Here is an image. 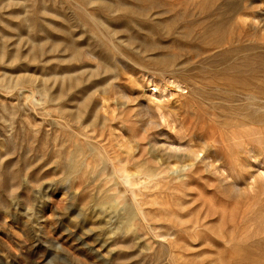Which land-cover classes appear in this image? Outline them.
Here are the masks:
<instances>
[{"label":"rangeland","instance_id":"obj_1","mask_svg":"<svg viewBox=\"0 0 264 264\" xmlns=\"http://www.w3.org/2000/svg\"><path fill=\"white\" fill-rule=\"evenodd\" d=\"M143 1L0 0V264H264V0Z\"/></svg>","mask_w":264,"mask_h":264},{"label":"bare ground","instance_id":"obj_2","mask_svg":"<svg viewBox=\"0 0 264 264\" xmlns=\"http://www.w3.org/2000/svg\"><path fill=\"white\" fill-rule=\"evenodd\" d=\"M146 1V0H145ZM145 1H143V2H145ZM77 3V2H76ZM81 4V3H80ZM145 4V3H144ZM79 5V4H78ZM84 5V4H83ZM82 5V6H83ZM150 5H152V4H150ZM81 6V7H82ZM147 6V5H146ZM74 8V7H73ZM86 8V7H85ZM76 9V8H75ZM84 10L85 9H83V12L82 13H85L84 12ZM88 10V9H87ZM80 11V10H79ZM86 11V10H85ZM87 13V12H86ZM88 14V13H87ZM87 14H86V16H87ZM63 16V15H62ZM95 16V15H94ZM88 17H89V15H88ZM90 18V20H92L91 18L92 17H89ZM93 22H94V17H93ZM78 23V22H77ZM93 24H96V23H93ZM98 24V23H97ZM103 24V23H102ZM84 25V24H83ZM62 27V26H61ZM98 27V26H97ZM104 27V26H103ZM102 27V28H103ZM99 28V27H98ZM68 30V29H67ZM103 30H104V28H103ZM107 35V34H106ZM132 37V36H131ZM106 38V37H105ZM108 40V39H107ZM112 40H114L113 38H112ZM110 41V40H109ZM108 41V42H109ZM151 41V40H150ZM146 42V41H145ZM147 42H149V41H147ZM157 42V41H156ZM115 44V43H114ZM117 44V43H116ZM157 45H158V43H156ZM161 44V43H160ZM80 45V44H79ZM138 46H139V44H137ZM110 46H114V45H110ZM117 46V45H116ZM119 46V45H118ZM123 46V45H122ZM152 46V45H151ZM121 47V46H120ZM134 48V47H133ZM136 48V47H135ZM111 49V48H110ZM110 49L109 50H107V51H110ZM115 49H118V48H115ZM120 49H124V48H120ZM119 50V49H118ZM117 50V52L118 53H120L119 51ZM131 51H133V50H131ZM106 52V51H105ZM116 52V51H115ZM116 52V53H117ZM124 53H125V51H123ZM123 52H121V53H123ZM129 52V51H128ZM92 54V53H91ZM161 54V53H160ZM88 55V54H87ZM119 55H121V54H119ZM125 56H126V54H124ZM123 55V56H124ZM150 55V54H149ZM116 56V55H115ZM124 56V57H125ZM145 56H147V55H145ZM244 56V55H243ZM113 57H114V55H113ZM121 57H122V55H121ZM233 57V56H232ZM128 59L130 58V57H127ZM127 58H125V59H127ZM140 58H142V57H140ZM114 59V58H113ZM116 59V58H115ZM127 59V60H128ZM132 59V58H131ZM137 59H139V58H137ZM233 59H235V58H233ZM120 60V59H119ZM130 60V59H129ZM136 60V59H135ZM139 60H141V59H139ZM139 60H136V61H138V62H140L141 63V61H139ZM252 60V59H251ZM146 61V60H145ZM234 61V60H233ZM116 62V61H115ZM132 62V61H131ZM227 62V61H226ZM231 62V61H230ZM245 62V61H244ZM107 64H108V62H106ZM133 63H134V61H133ZM232 63V62H231ZM116 64V63H115ZM119 64V63H118ZM121 64V63H120ZM135 64V63H134ZM235 64V63H234ZM112 65H113V63H112ZM122 65V64H121ZM132 65V64H131ZM143 65V64H142ZM146 65V64H145ZM137 66V65H136ZM147 66V65H146ZM115 67V66H114ZM138 67V66H137ZM139 67H141L140 65H139ZM142 68H145V67H142ZM136 69V68H135ZM148 68H146V70H147ZM174 69V68H173ZM119 70V69H118ZM127 70H129V67H128V69ZM139 70H140V68H139ZM151 70H154V69H151ZM150 70V71H151ZM157 70V69H156ZM169 70V69H168ZM171 70V69H170ZM170 70L168 71V73H171L172 72V70H171V72H170ZM180 70V69H179ZM241 70V69H240ZM120 71V70H119ZM133 72V71H132ZM141 72V71H140ZM140 72H139V74H140ZM145 72V71H144ZM147 72V71H146ZM145 72V73H146ZM152 72V71H151ZM158 73H159V71H157ZM166 72V71H165ZM184 72V71H183ZM134 73V72H133ZM150 73V72H149ZM154 72H152L151 74H153ZM160 73H162V72H160ZM164 73V72H163ZM167 73V72H166ZM173 73V72H172ZM171 73V74H172ZM185 73V72H184ZM116 74V73H115ZM142 74V73H141ZM147 74V73H146ZM154 74H156V73H154ZM165 74V73H164ZM132 75V74H131ZM148 75V74H147ZM157 75V74H156ZM155 75V76H156ZM176 75V74H175ZM137 76V75H136ZM141 77H140V79L141 78H143V76L142 75H140ZM144 76L145 77H147L145 74H144ZM154 76V75H153ZM154 76V77H155ZM158 76H160V75H158ZM162 76V75H161ZM250 76V75H249ZM112 77V76H111ZM134 77V76H133ZM139 77V76H138ZM145 77H144V79H145ZM172 77V79L174 78V76L172 75L171 76ZM152 77H150V79H151ZM161 78H163V76L161 77ZM178 77H176V79H177ZM243 78H245V77H243ZM158 79V78H157ZM247 79V78H246ZM108 80V79H107ZM138 81H139V79H137ZM153 80V79H152ZM159 80V79H158ZM95 81V80H94ZM145 81H147L146 79H145ZM149 81H151V80H149ZM157 81V80H156ZM162 81V80H161ZM161 81L159 82L160 84H162L161 83ZM176 80H173V82H175ZM229 81V80H228ZM133 82V81H132ZM148 82V81H147ZM146 82V83H147ZM154 81H151V83L149 84V83H147V84H149V86H152V93H151V95H153V93L155 92V91H157V90H160L161 88H160V86H158V84H155V83H153ZM200 83V82H199ZM230 83V82H229ZM234 83H235V81H234ZM194 84V83H193ZM224 85H225V83H223ZM236 84V83H235ZM251 85V84H250ZM253 85V84H252ZM195 86V85H194ZM218 86V85H217ZM236 86V85H235ZM262 86V85H261ZM199 87V86H198ZM209 87H210V85H209ZM213 87V86H212ZM231 87V86H230ZM92 88H93V86H92ZM186 88H188V87H186ZM200 88V87H199ZM247 88V87H246ZM245 88V89H246ZM150 89V88H149ZM164 88L162 87V90H163ZM191 89H193V88H191ZM190 89V90H191ZM202 89H204V88H202ZM217 89V88H216ZM243 89V88H242ZM244 89V90H245ZM250 89V88H249ZM256 89V88H255ZM261 89V88H260ZM89 90H91V88L89 89ZM166 90H169V91H173V92H176V93H179V90L180 91H183V88H182V86L176 81V83H168V85H165V90H163V91H159L160 92V94L163 92H165ZM188 90V89H187ZM195 90V89H194ZM201 90V89H200ZM211 90V89H210ZM215 90V89H214ZM225 90V89H224ZM227 90V89H226ZM169 91H167L168 92V94H169ZM184 91H186V90H184ZM189 91V90H188ZM215 91H217V90H215ZM220 91V90H219ZM262 91V90H261ZM97 92H99L98 90H97ZM96 92V94H99V93H97ZM192 92V91H191ZM202 92V91H201ZM201 92H198V93H200L201 94ZM207 92V91H206ZM244 92V91H243ZM163 93L161 94V96H160V98L159 97H157V94H155V96H156V98L158 99H161V97H162V95H163ZM193 93V92H192ZM220 93H223L222 91L220 92ZM168 94H166V95H168ZM181 94V93H180ZM199 94V95H200ZM224 94V93H223ZM228 94V93H227ZM261 94V93H260ZM48 95V94H47ZM178 95V94H177ZM183 95V94H182ZM198 94H197V96H199ZM225 95V94H224ZM242 95V94H241ZM49 96V95H48ZM170 96V95H169ZM228 96V95H227ZM244 96V95H243ZM149 97H150V95H149ZM154 97V96H153ZM247 97H248V95H247ZM148 98V97H147ZM152 98V97H151ZM163 98H164V96H163ZM163 98H162V100H163ZM211 98H213L214 99V97H211ZM249 98V97H248ZM87 99H89V98H87ZM245 99V98H244ZM51 100V99H50ZM215 100V99H214ZM251 100V99H250ZM256 100V99H255ZM153 101V100H152ZM216 101V100H215ZM218 99H217V102L216 103H218ZM222 100H220L219 102H221ZM233 101V100H232ZM245 101V100H244ZM248 101H249V99H248ZM252 101V100H251ZM257 101H259L258 99H257ZM155 102V101H154ZM204 102H206V101H204ZM223 102V101H222ZM224 102H225V100H224ZM234 102V101H233ZM232 102V103H233ZM246 102V101H245ZM261 102V101H260ZM105 103V102H104ZM108 103V102H107ZM209 103V102H208ZM231 103V102H230ZM255 103V102H254ZM145 105H146V103H144ZM143 104V105H144ZM156 104H157V102H156ZM160 104H161V102H160ZM225 104V103H224ZM241 104V103H240ZM233 105H235V104H233ZM249 105V104H248ZM261 105H263V104H261ZM90 106V105H89ZM104 106V105H103ZM107 106V105H106ZM156 106V105H155ZM154 106V107H155ZM239 106V105H238ZM241 106H242V104H241ZM240 106V107H241ZM247 106V105H246ZM258 106V105H257ZM260 106V105H259ZM105 107V106H104ZM144 107V106H143ZM171 107V106H170ZM239 107V108H240ZM252 108L253 110L255 109L254 107H256V106H254V107H252L251 105L249 106V108ZM101 108H102V106H101ZM110 108V107H109ZM145 108V110L147 111L148 109H147V106H145L144 107ZM159 108H161V107H159ZM175 108V107H174ZM232 108V107H231ZM248 108V107H247ZM135 109V108H134ZM234 109V108H233ZM112 110V109H111ZM110 109L108 110V111H111ZM143 110V109H142ZM157 110L158 111H160L158 108H157ZM168 110V109H167ZM166 110V111H167ZM239 110V109H238ZM250 110V109H249ZM263 110V109H262ZM170 111V110H169ZM234 111V110H233ZM246 111V110H245ZM247 111H248V109H247ZM264 111V110H263ZM134 112V111H133ZM250 112V111H249ZM258 112V110L256 111V113ZM120 113V112H119ZM159 113H162V114H164L165 116L167 115V114H165L164 112H163V110H162V112H159ZM167 113L169 114V112L167 111ZM255 113V111L253 112V114ZM263 113V112H262ZM117 114V113H116ZM158 114V113H157ZM176 114V113H175ZM235 114V113H234ZM90 115V114H89ZM88 115V116H89ZM143 115V114H142ZM159 115V114H158ZM170 115H172V114H169V116L168 117H171V118H168V123H170L171 125L172 124H174V123H172V122H174V120H172L171 122H170V119H173V117L172 116H170ZM85 116V115H84ZM152 116H153V114H152ZM162 116V115H161ZM160 116V117H161ZM164 116V117H165ZM234 116H236V115H234ZM234 116H233V118H234ZM244 115H242L241 117H243ZM254 116V115H253ZM159 117V118H160ZM163 117V118H164ZM167 117V116H166ZM232 117V116H231ZM155 118V117H154ZM235 118H237V116L235 117ZM234 118V119H235ZM86 119V118H85ZM123 119V118H122ZM166 120H167V118H165ZM255 120V119H254ZM257 120V119H256ZM80 121H83V118H82V120H80ZM85 121V120H84ZM119 121V120H118ZM152 121V120H151ZM156 121V120H155ZM150 122V121H149ZM153 122V121H152ZM157 122V121H156ZM164 122H165V120H164ZM164 122H162V125L161 126H163L164 125ZM83 123V122H82ZM115 123V122H114ZM151 123V122H150ZM149 123V124H150ZM158 123V122H157ZM160 123H161V120H160ZM166 123V122H165ZM176 123V122H175ZM79 125H80V123H79ZM117 125V124H116ZM157 125V124H156ZM160 125V124H159ZM167 125V124H166ZM174 125H176V124H174ZM168 126H170L169 124H168ZM112 127V126H111ZM171 127V126H170ZM174 127V126H173ZM173 127H171L170 129H172L171 131H173ZM163 128H164V126H163ZM166 128V127H165ZM167 128H169V127H167ZM92 129V128H91ZM90 128H89V130H91ZM175 129H176V126H175V128H174V131H173V133L175 132ZM89 130H87V131H89ZM93 130V129H92ZM177 130V129H176ZM79 131V130H78ZM121 131H123V130H121ZM177 132V131H176ZM175 132V133H176ZM118 133V132H117ZM121 133H123V132H121ZM160 133V132H159ZM166 133H167V131H166ZM172 133V132H171ZM83 134V133H82ZM115 134V133H114ZM99 135V134H98ZM123 135H125V134H123ZM169 135V134H168ZM171 135V134H170ZM85 136V135H84ZM93 136V135H92ZM116 136V135H115ZM84 138V137H83ZM86 138V137H85ZM95 138V137H94ZM169 138V137H168ZM172 138V137H171ZM86 139H88V137L86 138ZM155 139V138H154ZM170 139V138H169ZM117 140V139H116ZM170 140H172V139H170ZM170 140H164L163 142H164V149L166 148L167 150H168V152L171 154V153H176V152H179V150L181 149V144H180V142L179 143H175V142H173V141H170ZM93 141V140H92ZM98 141V140H97ZM207 141V140H206ZM156 142V141H155ZM159 142V141H158ZM143 144V143H142ZM100 145V144H99ZM98 146V145H97ZM204 147H206V145L204 144ZM204 147H203V151H206V150H204ZM107 148V147H106ZM214 149H216V148H214ZM79 150V149H78ZM112 150V149H111ZM80 151V150H79ZM110 151V150H109ZM153 151V150H152ZM198 151V150H197ZM210 151V150H209ZM103 152H104V150H103ZM102 152V153H103ZM139 152V151H138ZM202 152V151H201ZM200 152V153H201ZM218 152V151H217ZM100 153V152H99ZM140 153V152H139ZM199 154V153H198ZM146 154H144V153H140V155L138 154V157H139V159L140 160H145L146 159V156H145ZM149 155H151V154H149ZM114 156V155H113ZM199 156V155H198ZM197 156V157H198ZM200 156H201V154H200ZM214 156V155H213ZM109 157V156H108ZM132 157V156H131ZM130 157V158H131ZM155 158H157V157H149V159H147V160H154ZM193 158V157H192ZM200 158V157H199ZM198 158V159H199ZM109 159V158H108ZM201 159V158H200ZM166 160H168V159H166ZM212 160V159H211ZM208 161V160H207ZM215 161V160H214ZM165 162V161H164ZM185 162V161H184ZM195 162H196V160H195ZM216 162V161H215ZM117 163H119V162H117ZM129 163V162H128ZM167 163V162H166ZM80 165V164H79ZM110 165V164H109ZM117 164H115L114 163V161H111V165L110 166H112L113 167V170H114V172H119L120 170L121 171H126L127 170V168H128V166L126 165V164H124V165H122L120 168H118L117 166H116ZM144 165H145V163H144ZM142 163H141V161L139 162V163H135L133 166L134 167H137L138 169L140 168V167H142V168H144L143 166H144ZM119 166V165H118ZM132 166V171H134V167ZM193 166V164L192 163H187V164H185L184 166H183V170H185V169H189V168H191ZM196 166V165H195ZM209 166V165H208ZM207 166V167H208ZM220 166H222V165H220ZM80 167H82V166H80ZM175 167V166H174ZM181 167V166H180ZM216 167V166H215ZM140 169V170H143V169ZM146 168L147 169H161V168H167V165H164V163L163 162H160V163H157V164H155V165H153V166H148V165H146ZM195 168V167H194ZM203 168V167H202ZM217 168V167H216ZM158 171V170H157ZM128 172V171H127ZM129 172H130V170H129ZM137 172V171H136ZM151 172V171H150ZM186 172V171H185ZM191 172V171H190ZM138 173V172H137ZM144 173V172H143ZM142 173V174H143ZM127 174H129V173H127ZM133 174V173H132ZM141 174V175H142ZM154 174V173H153ZM158 175V174H157ZM140 176V175H139ZM156 176V175H155ZM128 178V177H127ZM135 178V177H134ZM144 178V177H143ZM147 179V178H146ZM154 179V178H153ZM126 180H128V179H126ZM126 180H125V182H126ZM151 180V179H150ZM133 181L134 180H132V183H133ZM136 181H137V179H136ZM135 182V181H134ZM129 183V182H128ZM137 184V183H136ZM139 185V184H138ZM137 194V193H136ZM137 196H138V194H137ZM134 201V200H133ZM134 203V202H133ZM137 203V202H136ZM138 212V211H137ZM139 214V213H138ZM136 216V215H135ZM142 216V215H141ZM133 217V216H132ZM129 218V217H128ZM130 219H131V217H130ZM140 219H142V218H140Z\"/></svg>","mask_w":264,"mask_h":264}]
</instances>
